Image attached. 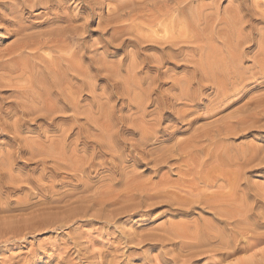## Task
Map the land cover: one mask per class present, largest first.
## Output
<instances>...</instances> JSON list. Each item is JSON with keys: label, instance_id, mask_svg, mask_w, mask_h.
Wrapping results in <instances>:
<instances>
[{"label": "bare ground", "instance_id": "bare-ground-1", "mask_svg": "<svg viewBox=\"0 0 264 264\" xmlns=\"http://www.w3.org/2000/svg\"><path fill=\"white\" fill-rule=\"evenodd\" d=\"M251 1L0 0V213L17 191V209L37 210L31 218L41 206L59 211L55 232L160 209L173 220L148 230L166 248L163 262L264 264V186L249 176L263 170L264 147L229 142L264 128V95L199 123L211 117L202 110L222 112L248 80L264 78V26L255 25L264 3ZM28 218L27 234L45 228L44 217L39 227ZM1 219L0 238H12L18 220ZM78 240L70 248L80 259L90 246ZM94 248L89 264L118 263L104 249L95 261Z\"/></svg>", "mask_w": 264, "mask_h": 264}, {"label": "rangeland", "instance_id": "rangeland-1", "mask_svg": "<svg viewBox=\"0 0 264 264\" xmlns=\"http://www.w3.org/2000/svg\"><path fill=\"white\" fill-rule=\"evenodd\" d=\"M254 1H258V0H254ZM254 1H251V4L254 2ZM263 3H264V0H261ZM260 0L258 1V2H261ZM227 2L228 1H226V2H224L223 4H222V6L224 5V4H226L227 5ZM223 8H224V6H223ZM255 25H258L259 27H263L264 25L263 24H260V23H258V22H256V24ZM261 25V26H260ZM94 26L96 27L97 26V24H95V25H93L92 26V28H94ZM97 28V27H96ZM97 36H99L98 34H95L94 35V38H98ZM13 42V40H8L7 42H5L3 45H2V47L4 48V47H6L7 45H9L10 43H12ZM1 47V46H0ZM131 49H133L134 51H136V49L135 48H130V51H132L133 52V50H131ZM128 50V49H127ZM154 52H155V54H154ZM148 54L149 55H157V52L156 51H151V52H148ZM251 63H248L247 65H249V66H251L250 65ZM183 70H178V72H182ZM251 81V82H250ZM249 82V83H248ZM248 84H247V86H246V89L244 90V92H246V94L245 95H243V94H241V95H239V92L238 93H236V99H235V101L234 102H232V100L230 99V100H228L227 102H225V104H227L228 106L224 109V108H221V110H222V112H216V113H211L210 112V110H208V109H205V110H202L201 111V114H204V117H208V116H211V117H209V118H205V119H202L199 123H200V125L202 124V125H205V124H209V122H210V124L211 123H213L214 121H216L217 119H219V118H222V116H224V114H225V112H227V111H230V110H232V112H234L235 113V111H237L238 109H236V108H238V107H241L242 106V104L245 102L246 103V101L245 100H247L248 98L250 99L251 97H252V95H253V98H255L258 94V96H262L261 94H263L264 95V78H251L250 80H248ZM250 86V87H249ZM239 91H241V90H239ZM258 93V94H257ZM261 93V94H260ZM254 94H255V96H254ZM257 94V95H256ZM239 95V96H238ZM248 95V96H247ZM251 96V97H250ZM246 97V98H245ZM231 103V104H230ZM244 103V104H245ZM206 105H209V103L208 102H206ZM214 105H218V106H221L222 107V104H218V102H215L214 103ZM233 107V108H232ZM228 113V112H227ZM230 113L231 112H229V115H230ZM234 113H231V114H234ZM215 116H214V115ZM222 114V115H221ZM213 115V116H212ZM219 115H221V116H219ZM228 114H226L225 116H227ZM216 117H219V118H216V120H215V118ZM210 119V120H209ZM174 120H177V118H175ZM204 121V122H203ZM202 122V123H201ZM215 123V122H214ZM264 122H262V124H263ZM199 125V124H198ZM4 139H1L0 141H3ZM229 142H234V143H232V144H235V145H240V144H245V145H247V144H249V145H251V144H253V145H256V146H260V147H264V128L263 129H252V130H249V131H247V133L246 134H244L242 137H240V138H237V139H231ZM98 168V167H97ZM145 167L143 166V167H141V168H139V171H143V169H144ZM61 175H62V177L63 176H65L64 175V172H62L61 173ZM255 175V176H254ZM249 176H251V181H252V183H254L253 181H256V184H257V182H258V184L259 183H261L262 185H260V186H258V188H263L262 186H264V168H263V170L261 171V172H255V173H253V174H250ZM59 178L58 179V182H60V181H62L61 179H63V178ZM66 177V176H65ZM99 177H101V175L99 176ZM175 177H177V176H174L173 175V178H175ZM48 183V181H46L45 182V184H47ZM96 183H98V182H96ZM255 186V185H254ZM57 188H60V191H65L66 189V187H63L62 186V183H60V187H57ZM264 189V188H263ZM23 193L22 192H16V193H10L9 195H8V197H6L7 199V201L6 200H3V205H4V207H3V210H4V212H1L0 213V219L2 218L3 219V221H7V219L9 220V221H7V224L9 225V223H10V225H11V223H14V222H16L14 219H16V220H18L17 218H20L21 216H22V218H24L25 216V218H26V220L25 219H21V221L22 222H24L25 223V221L27 222L28 220H27V216H29V218L28 219H30L31 218V216H32V214H35V213H37V210L36 209H34V211H32V214H31V212H29V211H27L28 213H27V215L25 214L26 212H24V213H22L23 211H20L19 209H17V207H18V202H17V200H18V198L22 195ZM11 195V196H10ZM13 195V196H12ZM18 195H20V196H18ZM10 197V198H9ZM12 197V198H11ZM17 197V198H16ZM14 198V199H13ZM5 201V202H4ZM16 201V202H15ZM35 202V201H34ZM6 205V206H5ZM42 207V209L40 210L39 208V210H40V212H42L43 213V211H46L48 214H50V213H52L53 211L55 212V214H54V212H53V214H52V216H51V218L49 217V215L46 213H43L44 215H41L42 213H40L39 211H38V213L42 216V218L44 217L45 219L47 218V217H49L48 218V220H47V225H51V227L49 226L48 228H47V225H46V221L44 222V220L45 219H43L42 220V218L40 217V216H38L39 214H36V215H34L33 216V218H37V216L38 217H40L41 218V220L43 221V223L45 224L44 226H45V228L43 227V226H41L40 228H42L41 230L38 228V230H40V231H38V233L36 234L35 232H34V235L33 234H27V233H29V231L27 230L26 232H25V227L27 226V224H25V227H23V224L21 223V221L19 222V220H18V222H16V224H15V228L17 229L16 230V234H15V231L13 232L12 230H11V234H12V232H13V234H12V238H9L10 237V234L8 235L9 237H5L7 240L9 239L11 242L10 243H12V245L11 244H7L8 245V247H6L7 245H5V242L4 241H6V239L4 240V238H3V240L0 238V264H26V262L28 263V264H55L56 262L57 263H60V264H71V263H76V264H89V262L90 263H92V260H94V258H92L93 257V248H94V250L96 249V253H95V261H97L98 260V257H99V249H104V251H103V254L104 253H106V255L104 256L102 253V257L104 258V259H109V260H111V259H113V254L115 255L114 257L116 258V260H117V257H118V263L119 264H124V261H125V264H150L151 262H152V264H153V260H155L156 258V260L154 261L155 263L154 264H168L167 262H163V255H161V254H163V250L164 249H166L165 247L164 248H160L161 250H162V252H161V250L160 251H158L159 250V247H160V245H159V243H157V242H150L151 240H150V238H151V236L153 235L152 234V231H151V233L149 232V230L151 229V228H153V232H154V229H155V227H156V230L160 227V226H162V224L164 223V220L166 221V220H168V218H169V220L170 219H172L173 220V218H171V217H169V216H165V217H160L159 215H160V213L162 212L160 209L159 210H156V211H154V212H152L151 214H150V216H148V217H140V216H135V217H132L131 215H125V216H123L122 218H121V220H118L117 222H115L114 223V226L113 225H110V226H105L100 220H95L94 221V223L92 224V225H89V226H86L85 224H81V223H74L73 225L71 224V225H69L66 229L65 228H63V229H58V230H60V232H55V231H57V227H60V226H62V223H61V218H58L59 220L58 221H52V220H57V218L56 217H59V216H56V214L58 215V214H60L59 213V211H58V213H57V211H55V210H53L52 212H50V210H47V209H45L44 207H47V206H41ZM49 207V206H48ZM45 209V210H44ZM31 211V210H30ZM160 211V212H159ZM13 212V213H12ZM15 212V213H14ZM20 214V215H15V214H18V213ZM34 212V213H33ZM50 212V213H49ZM11 215V217H10V215ZM21 213L23 214V215H21ZM156 213H157V215H156ZM1 214L3 215L2 217H1ZM5 214H7L8 215V217L5 215ZM29 214V215H28ZM159 214V215H158ZM12 215H14V216H16V217H12ZM31 215V216H30ZM53 215H54V217H53ZM205 216H206V218H208L207 216H209L208 214H204ZM203 215V217H205ZM159 216V217H158ZM6 218V219H4V218ZM158 217V218H157ZM166 217H167V219H166ZM193 217H195V218H193ZM33 218H31V220L33 221L34 220V222H32V223H34L33 225H35V223H37L36 224V226L38 225V224H43L42 223V221L40 220V218H37L36 220H37V222H36V220L35 219H33ZM53 218V219H52ZM186 218V219H185ZM197 217L196 216H192V217H184V218H180L181 220L182 219H184L183 221H185V222H192V221H194V219H196ZM1 219V220H2ZM49 219H51L50 221H52L51 223L49 222ZM124 219V220H123ZM10 220H12V221H10ZM25 220V221H24ZM30 220V221H31ZM38 220L41 222V223H39L38 222ZM177 220H179V218L177 219ZM99 221V222H98ZM57 222H58V224H57ZM163 222V223H162ZM19 223H20V225H19ZM31 223V222H30ZM31 223V224H32ZM55 223H56V225L57 226H55ZM162 223V224H161ZM31 224H29V225H31ZM102 224V225H101ZM160 224V225H159ZM9 225V226H10ZM13 225V224H12ZM19 225V226H18ZM22 225V226H21ZM74 225H75V227H74ZM8 226V227H9ZM14 226V225H13ZM18 226V227H17ZM54 228H53V227ZM79 226V227H78ZM157 226H159V227H157ZM12 227V226H11ZM38 227H39V225H38ZM119 228V230H117L118 228ZM146 227V228H145ZM14 228V227H13ZM20 228H24V232L20 229ZM37 228V227H36ZM53 230H52V229ZM71 228L72 229V232H71V229L69 230V229ZM103 228V229H102ZM11 229V228H10ZM43 229H45V232H48V233H46V234H44V235H41L40 236V233H43L44 232V230ZM56 229V230H55ZM80 230L81 232L83 231V236L79 239L78 237H79V235H78V233L77 232H75V230ZM124 230V231H122V230ZM147 229V230H146ZM149 229V230H148ZM15 230V229H14ZM43 230V231H42ZM46 230H48V231H46ZM67 230V231H66ZM69 230V231H68ZM115 232H118V233H115ZM152 230V229H151ZM0 231H2V228L0 229ZM18 231V232H17ZM25 234L24 236L26 237H23L22 239H21V234H23L22 232ZM50 231H52V232H50ZM74 231V232H73ZM144 231H147V232H145L144 233ZM20 232V233H19ZM54 232V233H53ZM71 232V233H70ZM103 232V233H102ZM120 232H123V237H121L122 235V233H120ZM124 232L126 233L127 232V234H128V232H131L132 234H130V236H126L125 234H124ZM3 233H5V230H3ZM17 233H19L20 234V236H19V239L20 240H18V235H17ZM51 233V234H50ZM53 233V234H52ZM68 233V234H67ZM70 233V234H69ZM72 233H73V236H75L76 235V237H71L72 236ZM87 233V234H86ZM135 233V234H134ZM144 233V236H141L142 234ZM147 233V235H145ZM159 234L160 232H154V235H156V234ZM75 234V235H74ZM115 234H117V236L115 235ZM118 234H120V236L118 235ZM140 234V237H142V238H146V239H144V242H143V240H142V243L143 244H141L140 243V240L141 239H139V244H138V242L137 243H135L138 239V235ZM15 235H17V236H15ZM29 235V236H28ZM31 235H33V236H31ZM35 235H37V236H35ZM68 235H71L70 237L68 236ZM77 235H78V237H77ZM136 235V237L134 238V241L133 240H131L132 239V237L133 236H135ZM153 235V236H154ZM14 236V237H13ZM23 236V235H22ZM86 236V237H85ZM108 236V237H107ZM83 237H85L84 239H83ZM110 237V238H109ZM115 237V238H114ZM125 237V238H124ZM126 237H127V239H126ZM139 237V238H140ZM15 238V239H14ZM68 238V239H67ZM71 238H72V241L73 240H82V241H80L81 243H84L83 245H84V247H89V250H92V252H90L89 250L87 251V253H86V251L84 250L83 252H85V254L83 255V253H82V255H80V259L78 258V256L77 257H74V255L76 256L77 254H75L74 252V250L72 251L71 250V248H70V246L72 247V245H73V242L71 241ZM77 238V239H76ZM88 240H87V239ZM121 240H120V239ZM147 238L149 239L148 240V243L146 242V244H145V241L147 240ZM28 239V240H27ZM94 239H95V241H94ZM115 239V240H114ZM129 239V240H128ZM152 239V238H151ZM16 240V241H15ZM24 242H23V241ZM26 240H27V242H26ZM78 240V241H79ZM128 240V241H127ZM13 241V242H12ZM84 241V242H83ZM117 241V242H116ZM118 241H119V243H118ZM124 242L123 244L121 243V242ZM126 241V242H125ZM129 241H132V245H129V244H131V242H129ZM15 242H17L18 244H16ZM115 244H118V246L119 247H117L116 248V246L117 245H115ZM13 243H15V244H13ZM20 243V244H19ZM30 243V244H29ZM101 243V244H100ZM113 243V245H111ZM121 243V244H120ZM127 243V244H126ZM137 244V245H136ZM141 244V245H140ZM149 244V245H148ZM155 244V245H154ZM157 244V245H156ZM5 245V246H4ZM14 245V246H13ZM41 245V246H40ZM85 245H87V246H85ZM123 245V246H122ZM128 245H129V247H128ZM136 245V246H135ZM149 247H148V246ZM61 246V247H60ZM103 246H108V247H103ZM114 246V247H113ZM122 246V247H121ZM125 246V247H124ZM2 247V248H1ZM42 247V248H41ZM64 247H66V249L64 248ZM69 247V248H68ZM83 247V248H84ZM98 247V248H97ZM101 247H103V248H101ZM113 249H112V248ZM124 247V248H123ZM128 247V248H127ZM42 250H41V249ZM62 248V249H61ZM65 249V252H64V249ZM67 248L69 249L68 251H66L67 250ZM91 248V249H90ZM108 249V251H107V249ZM120 248H121V250H120ZM168 248L170 249V247H169V245H168ZM167 248V249H168ZM98 249V250H97ZM116 251H115V250ZM37 250V251H36ZM100 250V251H101ZM110 250V251H109ZM118 250V251H117ZM122 250H123V252H122ZM130 250V251H129ZM38 251H40V252H38ZM46 251V252H45ZM69 251H70V253H69ZM71 251L74 253H71ZM114 253H113V252ZM168 250H165L164 252H167ZM37 252V253H36ZM88 252L89 253H92V255L90 256V257H87V255L86 254H88ZM99 254H98V253ZM121 253L122 255H124V256H122L121 254V256L123 257V258H121V256L120 255H118V254H116V253ZM125 252V253H124ZM159 252H160V254H159ZM30 253V254H29ZM33 253V254H32ZM69 253V254H68ZM109 253V254H108ZM112 253V255H110ZM124 253V254H123ZM129 253V254H128ZM37 254V255H36ZM29 256V258H28V256ZM31 255H32V257H31ZM63 255V256H62ZM70 255V256H69ZM108 255V256H107ZM117 255V256H116ZM151 255H153V256H155V259H154V257H152ZM160 255V256H159ZM69 256V257H68ZM72 256L74 257V258H72ZM88 256H89V254H88ZM109 256L111 257V258H109ZM149 256H151L150 257V259H149V261L151 260V262H149L148 261V257ZM163 256V257H162ZM25 257H27L26 259H23V258H25ZM34 257V258H33ZM55 257V258H54ZM59 257V260L57 259ZM108 257V258H107ZM162 257V258H161ZM69 258H71L72 260H73V262H71L72 260L70 259V261H69ZM102 258V259H103ZM161 258V259H160ZM22 259V260H21ZM31 259V260H30ZM56 259V260H55ZM75 259H78V260H75ZM119 259H120V261H119ZM123 259V261L121 262V260ZM147 259V260H146ZM67 260V261H66ZM85 260V261H84ZM146 260V261H145ZM158 260V261H157ZM161 260V261H160ZM24 261V262H23ZM59 261V262H58ZM69 261V262H68ZM79 261V262H78ZM112 261H114V260H112ZM145 261V262H144ZM18 262V263H17ZM20 262V263H19ZM32 262V263H31ZM64 262V263H63ZM68 262V263H67ZM71 262V263H70ZM126 262H128V263H126ZM157 262V263H156ZM204 262L205 261H203V262H201V263H199V264H204ZM56 263V264H57ZM117 263V264H118Z\"/></svg>", "mask_w": 264, "mask_h": 264}]
</instances>
